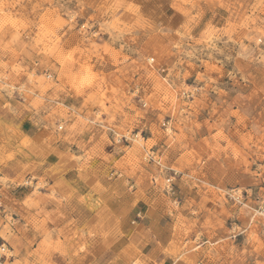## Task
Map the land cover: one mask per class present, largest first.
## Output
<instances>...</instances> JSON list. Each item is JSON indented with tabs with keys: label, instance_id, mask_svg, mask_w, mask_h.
<instances>
[{
	"label": "rangeland",
	"instance_id": "rangeland-1",
	"mask_svg": "<svg viewBox=\"0 0 264 264\" xmlns=\"http://www.w3.org/2000/svg\"><path fill=\"white\" fill-rule=\"evenodd\" d=\"M0 69L93 135L86 163L142 191L167 255L264 264V0H0Z\"/></svg>",
	"mask_w": 264,
	"mask_h": 264
},
{
	"label": "crops",
	"instance_id": "crops-1",
	"mask_svg": "<svg viewBox=\"0 0 264 264\" xmlns=\"http://www.w3.org/2000/svg\"><path fill=\"white\" fill-rule=\"evenodd\" d=\"M103 1L85 3L96 10ZM5 72L0 69V246L10 254L0 264H182L163 251L170 224L142 191L112 180L110 166L86 163L81 145L92 147L93 135L78 136L75 147L49 126L59 121L38 116L2 89L15 82Z\"/></svg>",
	"mask_w": 264,
	"mask_h": 264
},
{
	"label": "built area",
	"instance_id": "built-area-1",
	"mask_svg": "<svg viewBox=\"0 0 264 264\" xmlns=\"http://www.w3.org/2000/svg\"><path fill=\"white\" fill-rule=\"evenodd\" d=\"M6 250H7V248H6ZM6 250L2 247V252L4 253L3 256L6 255V254H5V251H6Z\"/></svg>",
	"mask_w": 264,
	"mask_h": 264
},
{
	"label": "snow or ice",
	"instance_id": "snow-or-ice-1",
	"mask_svg": "<svg viewBox=\"0 0 264 264\" xmlns=\"http://www.w3.org/2000/svg\"><path fill=\"white\" fill-rule=\"evenodd\" d=\"M262 239H264V237H262Z\"/></svg>",
	"mask_w": 264,
	"mask_h": 264
}]
</instances>
